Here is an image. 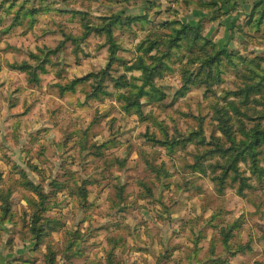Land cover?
I'll use <instances>...</instances> for the list:
<instances>
[{
    "label": "rangeland",
    "instance_id": "rangeland-1",
    "mask_svg": "<svg viewBox=\"0 0 264 264\" xmlns=\"http://www.w3.org/2000/svg\"><path fill=\"white\" fill-rule=\"evenodd\" d=\"M55 1L43 0V5ZM133 1L136 3L112 6L88 0L84 7H89L94 16L122 7L131 14H143L149 8L143 0ZM56 6L64 7L60 0ZM76 6L83 7L79 3ZM12 20L10 16L0 17V264H46L48 242L58 251L57 259H63L69 240L75 242L73 249L80 247L77 256L66 259L70 264H108L111 252L115 264L264 262V190L242 197L237 194V185L229 180L225 195L219 196L210 180L199 179L198 189L189 190L186 185L180 188L177 183L183 184L184 180L179 173L153 183L146 160L137 150L144 147L150 155L155 150L144 145V133L152 125L136 114L126 113L117 100L120 93L90 103H84L86 96L80 90L60 94L58 83L106 65L105 36H91L79 52L69 42L60 56H53L58 64H49L48 72L40 74L41 83L35 84L29 82L26 72L13 65L24 60L36 63L44 49L59 45L62 29L80 35V14L42 13L32 27L28 18L5 33ZM123 38L131 50L121 54L133 59L140 36L124 34ZM125 72L122 67L118 74ZM130 75L131 72L126 77ZM183 84L178 75L159 79L158 96L144 98L148 101L146 113L152 112L170 126L177 122L184 130L196 123L198 116L205 117L210 134V100L202 87L186 89ZM225 85L233 86L232 80H226ZM85 132L89 142L130 139L135 149L127 164L121 166L119 159L126 157L128 146L112 148L108 156L120 158L109 165L84 151ZM158 152L157 163L172 164L164 149ZM95 173L100 175L99 181H92L86 205L81 206L70 188ZM56 176L68 181L70 188L55 190L51 178ZM27 177L49 192L51 203L45 215L63 223L58 230L46 228L49 235L39 247L23 226L32 207L30 199L37 198L19 181ZM139 180L148 182L153 196L147 195ZM118 182L125 188L122 200L117 196ZM2 206L9 207L11 213L3 216ZM234 219L244 223L235 230L229 251L222 241V229ZM249 241L252 250L239 251ZM24 257L29 260L25 262Z\"/></svg>",
    "mask_w": 264,
    "mask_h": 264
},
{
    "label": "trees",
    "instance_id": "trees-1",
    "mask_svg": "<svg viewBox=\"0 0 264 264\" xmlns=\"http://www.w3.org/2000/svg\"><path fill=\"white\" fill-rule=\"evenodd\" d=\"M57 1L44 6L43 0H0V17L10 16L13 19L5 33L22 25L28 18L29 26L32 27L40 14L51 11L75 12L80 14L82 20L80 35L62 29L63 38L55 49H44L43 56L37 58L36 63L24 60L14 64V69L26 72L30 83L40 84V74L48 72L49 64H58L53 61V56H60L69 42L79 52L82 45L88 44L91 36H105L108 45L106 65L98 71L58 83L62 96L80 90L86 96L84 103H90L120 93L117 100L124 111L129 115L136 114L139 119L152 125L144 133V145L149 144L156 151L150 155L144 147L137 150L146 160L153 183L173 178L179 173L184 182L177 185L180 188L186 185L189 190L200 188L199 179L210 180L219 196L225 195L229 180L237 185V194L242 197L264 190V51L259 53L254 49L256 46H264V0L256 3L244 21H234L232 29L238 28L246 38L237 49L220 47L215 35H208L209 26L218 21L221 17L219 15L204 17L196 24L183 23L169 8L163 9L161 0H143L149 4L143 14H131L127 8L122 7L94 16L89 7H84L88 0H60L64 7L56 6ZM100 1L112 6L127 1L136 3L133 0ZM78 3L83 7H77ZM228 3L229 0H212L208 6ZM166 14L169 16L166 17ZM124 34L136 38L140 36L135 45L137 55L133 59L121 54V51L131 50L123 38ZM122 67L126 72L118 74ZM136 71L139 73H134ZM170 75H178L186 89L193 85L203 88L204 96L210 100V134L207 132L205 117L198 116L196 123L189 124L184 130L177 122L170 126L152 112L146 113L148 101L144 98L157 97L158 80ZM226 80H232L233 86H226ZM82 140L88 156L94 155L109 165H114L115 159L120 158L108 156L112 148L122 144L128 146L126 157L119 159L121 166L127 164L129 155L135 149L130 139L112 138L103 143L89 142L85 132ZM162 149L172 164L156 162L158 151ZM97 176L100 177L95 173L89 178H83L81 185L76 182L71 188L68 181H60L56 176L51 178V185L60 191L70 188L79 204L85 206L91 190L90 184L99 181ZM19 181L37 196L30 199L32 207L27 211L29 217L23 219V226L30 230L31 238L39 247L49 235L46 228L58 230L63 223L45 215L51 197L43 185L36 184L28 177ZM139 183L149 197L154 195L147 181L139 180ZM116 189L120 200L124 199V186L118 182ZM1 213L3 216L9 215L10 208L2 206ZM243 223L244 220L234 219L222 229L226 250L231 248L230 242L236 236L235 230ZM74 243L69 240L63 259L58 260V251L48 242L46 264H70L66 259L70 260L80 253V247L73 249ZM251 250L250 241L239 249L245 253ZM24 258L25 262L29 260V257ZM108 259V264H115L113 252ZM258 264L264 262L259 261Z\"/></svg>",
    "mask_w": 264,
    "mask_h": 264
},
{
    "label": "crops",
    "instance_id": "crops-1",
    "mask_svg": "<svg viewBox=\"0 0 264 264\" xmlns=\"http://www.w3.org/2000/svg\"><path fill=\"white\" fill-rule=\"evenodd\" d=\"M161 1L163 9L167 10L169 8L170 12L175 13L176 17L183 23L196 24L204 17L221 16L218 21L211 23L208 28V35L210 37L215 35L220 47L227 46L230 49H237L242 41H246V38L238 28L232 29L233 23L237 20L244 21L259 0H229L228 4H219L215 7L208 6L212 0ZM168 16L166 14V17ZM254 49L261 53L264 51V46H256Z\"/></svg>",
    "mask_w": 264,
    "mask_h": 264
}]
</instances>
